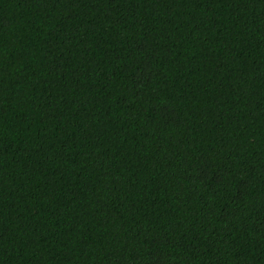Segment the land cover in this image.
<instances>
[{
	"label": "trees",
	"instance_id": "obj_1",
	"mask_svg": "<svg viewBox=\"0 0 264 264\" xmlns=\"http://www.w3.org/2000/svg\"><path fill=\"white\" fill-rule=\"evenodd\" d=\"M0 264H264V0H0Z\"/></svg>",
	"mask_w": 264,
	"mask_h": 264
}]
</instances>
